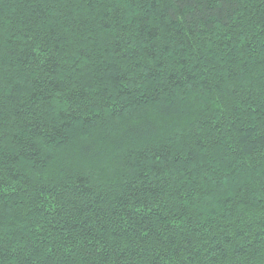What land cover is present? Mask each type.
Masks as SVG:
<instances>
[{"label":"trees","instance_id":"obj_1","mask_svg":"<svg viewBox=\"0 0 264 264\" xmlns=\"http://www.w3.org/2000/svg\"><path fill=\"white\" fill-rule=\"evenodd\" d=\"M0 264H264V0H0Z\"/></svg>","mask_w":264,"mask_h":264}]
</instances>
